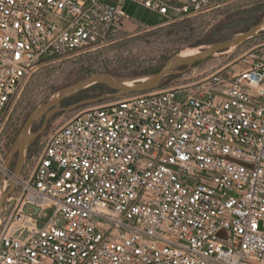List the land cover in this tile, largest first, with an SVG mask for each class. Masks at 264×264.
<instances>
[{"label": "built area", "instance_id": "1", "mask_svg": "<svg viewBox=\"0 0 264 264\" xmlns=\"http://www.w3.org/2000/svg\"><path fill=\"white\" fill-rule=\"evenodd\" d=\"M124 1L0 0L3 191L6 123L22 87L114 44ZM130 1L164 23L235 0ZM40 144L0 209V264H264V53L201 89L90 105Z\"/></svg>", "mask_w": 264, "mask_h": 264}, {"label": "rangeland", "instance_id": "2", "mask_svg": "<svg viewBox=\"0 0 264 264\" xmlns=\"http://www.w3.org/2000/svg\"><path fill=\"white\" fill-rule=\"evenodd\" d=\"M104 1L110 7H115L117 3V0ZM122 10L128 20L123 22L124 32L114 44L91 54L44 67L22 87L6 123L7 154L13 148L27 116L55 98L63 88L95 74L115 75L118 81L125 84L139 85L157 72L169 58L190 53L197 55L208 46L227 41L257 25L264 19V0H235L225 8L204 16L164 23L161 22L165 17L130 0L124 1ZM259 33L262 36L249 39L192 66L175 69L173 74L160 82L159 87L194 91L201 89L215 73L232 75L247 69L250 61L264 53V26L259 29ZM115 95L116 91L90 86L63 103L60 106L62 110L48 119L44 132L27 146L23 169L26 163L31 167L41 149L40 143L51 130L90 105L115 100ZM41 125V120L33 123L30 133L38 132ZM15 160L16 150H13L9 163L11 171ZM42 224L43 221L39 223L40 226Z\"/></svg>", "mask_w": 264, "mask_h": 264}, {"label": "water", "instance_id": "3", "mask_svg": "<svg viewBox=\"0 0 264 264\" xmlns=\"http://www.w3.org/2000/svg\"><path fill=\"white\" fill-rule=\"evenodd\" d=\"M262 26H264V19H262L257 25L251 27L248 31L236 34L227 41L212 44L197 55H190L187 57L175 55L169 58L157 73L151 75L146 81L139 85H126L124 82L117 81L109 75L95 74L63 88L58 92L55 98L33 110L25 119L16 138L14 146L8 153V159H11L13 150H16V160L12 171V180L8 183L6 191H3V188L1 190L0 209L2 208L8 196L15 189V180L20 176L24 167L25 150L27 146L30 142L35 140L38 136H40L41 133L44 132L48 119L56 112L62 110L60 105L64 100L77 95L84 89L95 84H101L112 90H115L116 95L113 97L115 99L127 94H138L153 91L159 87L160 82L166 76L173 74L175 69L181 66H192L194 63L202 62L231 47H237L249 39L262 36L259 33V29ZM39 120H42L40 130L36 133H30L32 124ZM1 185L2 181H0V187ZM34 212L36 214L37 209H35Z\"/></svg>", "mask_w": 264, "mask_h": 264}, {"label": "trees", "instance_id": "4", "mask_svg": "<svg viewBox=\"0 0 264 264\" xmlns=\"http://www.w3.org/2000/svg\"><path fill=\"white\" fill-rule=\"evenodd\" d=\"M161 23H162V22H161ZM159 24H160V23H159ZM249 29H250V28H249ZM249 29H248V30H249ZM248 30H247V31H248ZM245 32H246V31H245ZM245 42H246V41H245ZM242 44H243V43H242ZM163 65H164V64H163ZM163 65H162V66H163ZM162 66L160 67V69L162 68ZM160 69H159V70H160ZM159 70H158V71H159ZM158 71H157V72H158ZM157 72H155V73H157ZM155 73H154V74H155ZM109 76L112 77L113 79L117 80V78H116L115 75H109ZM117 81H118V80H117ZM92 86H93V87H98V88H103V89L110 90V91H115V90H112V89H110V88H108V87H106V86H104V85H101V84H95V85H92ZM84 90H85V89H84ZM81 92H82V91H81ZM81 92L78 93L77 95L73 96V97H70V98L64 100V101L61 103V105H62L63 103H65V102H67V101H70V99H72V98H74V97L80 95ZM61 105H60V106H61ZM6 130H7V129H6Z\"/></svg>", "mask_w": 264, "mask_h": 264}, {"label": "bare ground", "instance_id": "5", "mask_svg": "<svg viewBox=\"0 0 264 264\" xmlns=\"http://www.w3.org/2000/svg\"><path fill=\"white\" fill-rule=\"evenodd\" d=\"M232 48H234V47H231V49ZM190 55H194V54H192V53H190V54H182L181 56H183V57H187V56H190ZM143 81H145V80H143ZM126 85H130V84H126ZM2 188H3V185H1V187H0V194H1V190H2Z\"/></svg>", "mask_w": 264, "mask_h": 264}, {"label": "flooded vegetation", "instance_id": "6", "mask_svg": "<svg viewBox=\"0 0 264 264\" xmlns=\"http://www.w3.org/2000/svg\"><path fill=\"white\" fill-rule=\"evenodd\" d=\"M42 121V120H41Z\"/></svg>", "mask_w": 264, "mask_h": 264}]
</instances>
